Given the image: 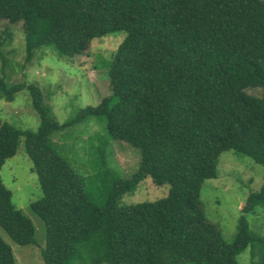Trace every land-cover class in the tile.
<instances>
[{
	"label": "trees",
	"instance_id": "obj_1",
	"mask_svg": "<svg viewBox=\"0 0 264 264\" xmlns=\"http://www.w3.org/2000/svg\"><path fill=\"white\" fill-rule=\"evenodd\" d=\"M2 21L9 24L0 33L3 71L11 24L22 25L29 62L50 48L74 61L95 38L126 32L109 64L111 95L64 125L37 86L0 75V100L28 91L40 119L36 132L0 121V225L14 242L35 243L34 224L1 173L24 140L43 190L31 210L45 223V264H237L252 241L264 264V237L251 233L245 216L227 242L201 201L222 152L264 166V0H0ZM254 88L260 95L248 91ZM92 117H105L109 138L141 155L130 176L113 179L102 204L50 137ZM146 177L166 184V196L120 204ZM257 207H264V184L242 210ZM0 264H17L1 235Z\"/></svg>",
	"mask_w": 264,
	"mask_h": 264
},
{
	"label": "rangeland",
	"instance_id": "obj_2",
	"mask_svg": "<svg viewBox=\"0 0 264 264\" xmlns=\"http://www.w3.org/2000/svg\"><path fill=\"white\" fill-rule=\"evenodd\" d=\"M8 22H0V33ZM9 25V24H8ZM11 34L5 35V53L8 64L0 75L10 83H32L43 94V103L51 117L60 124L74 119L86 107H95L111 95L109 64L113 53L126 37L125 31L95 38L89 54L71 61L61 57L53 48L39 51L27 60L25 34L22 25H10ZM260 95L259 89H249ZM0 121L19 130L36 132L40 119L32 106L28 91L20 93L14 102L0 100ZM51 140L69 164L85 178L91 198L102 204L113 186L115 177H128L140 164V149L126 141L112 140L107 134L105 117H92L66 130L51 134ZM5 185L13 192V203L28 216L35 227V243L21 246L14 242L0 225V235L12 246L17 264H45L41 250L45 247L44 221L31 210L32 203L43 197L38 174L26 153L23 140L15 156L7 159L2 168ZM264 184V166L246 155L233 150L222 152L218 175L206 179L201 201L207 218L216 223L227 242L237 234L239 220L245 216L251 233L264 237V207L246 214L243 208L249 195L259 192ZM168 186L156 185L146 177L135 191L124 194L120 204L155 201L166 196ZM258 242L252 241L236 256L237 264H260Z\"/></svg>",
	"mask_w": 264,
	"mask_h": 264
}]
</instances>
